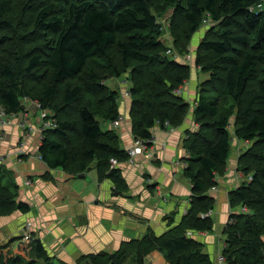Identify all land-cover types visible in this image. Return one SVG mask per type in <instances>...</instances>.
Masks as SVG:
<instances>
[{"label":"trees","instance_id":"trees-1","mask_svg":"<svg viewBox=\"0 0 264 264\" xmlns=\"http://www.w3.org/2000/svg\"><path fill=\"white\" fill-rule=\"evenodd\" d=\"M170 6L179 56L190 53L203 21L211 22L193 54L209 78L193 109L197 128L184 139L190 206L163 234L149 228L116 252L82 256L78 264H125L126 259L145 264L155 250L170 264H214L193 233L215 226L206 215L215 208L211 191L227 171L235 139L250 142L251 149L238 159L244 180L229 193L235 209L224 228L222 256L226 264H264V0H0V108L18 114L24 98L38 101L56 119L55 127L43 130L38 151L46 165L75 176L95 164L99 181L109 179L124 193L127 181L111 159L129 161V151L99 119L112 122L121 115L120 93L105 81L128 74L132 131L136 141L149 146L157 125L177 128L192 110L178 94L192 64L167 54L156 15ZM1 136L0 129V143ZM19 187L13 171L0 164V217L31 209L19 200ZM32 241L38 256L49 261L42 242ZM4 260L1 255L0 264H37L20 257Z\"/></svg>","mask_w":264,"mask_h":264},{"label":"crops","instance_id":"crops-1","mask_svg":"<svg viewBox=\"0 0 264 264\" xmlns=\"http://www.w3.org/2000/svg\"><path fill=\"white\" fill-rule=\"evenodd\" d=\"M192 62L191 76L178 90L192 106L184 123L172 129L159 125L154 128L153 159L140 154L132 162L122 161L117 165L127 181V193H117L109 179L99 181L95 165L86 173L74 176L62 169H50L44 161L35 159L32 155L38 153L42 141L39 111L31 103L27 119L34 129L26 143V155L30 154L28 162L23 164L24 161L18 162V156L10 155L16 143L5 142L0 149V155H9L3 164L13 171L20 186L19 200L31 207L28 212L16 210L0 217V246L7 245L0 249V256L5 260L20 257L25 262L37 264H78L82 256L116 252L124 241L142 238L149 228L160 235L181 221L190 206L192 192V183L183 174L182 161L188 156L184 139L188 130L197 128L193 109L201 83L209 78L208 73L201 71L194 60ZM121 77L125 78L123 75L116 80ZM123 86L112 88L120 93V113L124 120L118 126L108 121L104 123L106 129L102 128L115 131L121 147L129 151L136 139L130 116L132 96L125 90L130 84ZM15 121L4 129L8 141H18L19 127L14 126L17 125ZM250 145L248 141L234 140L235 148L230 154L227 171L218 177L219 184L211 191L216 199L212 213L215 226L211 231L193 233L204 243L214 264H226L220 262L219 257L225 247L224 228L235 209L230 204L229 193L244 180L238 169V159ZM29 179L32 185H26ZM28 223H31L30 240L24 237ZM32 239L42 242L49 261L38 256ZM82 264L91 263L85 260ZM145 264L170 263L162 252L155 250L146 256Z\"/></svg>","mask_w":264,"mask_h":264},{"label":"rangeland","instance_id":"rangeland-1","mask_svg":"<svg viewBox=\"0 0 264 264\" xmlns=\"http://www.w3.org/2000/svg\"><path fill=\"white\" fill-rule=\"evenodd\" d=\"M264 7V6H263ZM173 10H174V8L173 7H168V8H166L163 12H161V13H157L156 12V15H157V17H158V22L162 25V34H161V37H162V35H164L165 33H166V37L167 38H169V39H165V42L166 43H169V42H171L172 44L174 43V40H173V36H172V34H171V29H170V18H171V16H172V14H173ZM208 20H210V19H207L206 21L204 20L203 21V24H202V27H201V29L200 30H198L194 35H193V37H192V39H191V50H190V53H191V55H193L194 53H196V49H197V47L199 46V44H200V42H201V40L203 39V37H204V35H205V31L207 30V28H209V26H210V24H211V22L209 21V23H208ZM203 31V32H202ZM3 32H5V31H3ZM201 33H203V37H200L201 36ZM189 53V54H190ZM184 56H182V57H180L181 59L183 58ZM186 57H187V55H186ZM125 76V75H124ZM116 78L117 77H112V78H110V80L108 79V80H106L105 82L110 86V87H112V86H116V87H118V88H124V86H123V84L121 83V82H123L122 80H121V78H123V77H121L120 79H118V81L116 80ZM124 79V78H123ZM38 80H39V82L40 83H43L42 81H45L46 80V78H45V76L43 75V76H40V77H38ZM116 80V82H114V81ZM112 81L114 82V83H112ZM124 83V82H123ZM28 84H29V87L30 86H32L33 84H35V82L34 83H32V82H28ZM130 84V83H129ZM127 85H128V83H127ZM128 89V88H127ZM33 92L34 93H37V94H39L38 93V89H34L33 90ZM32 101H35V99L34 100H31V99H29V98H24V103H26L27 104V107H24V109L21 111V112H19L18 114H16V116L14 117V118H12L11 120V123L10 124H8V126L9 125H13L14 123H16V121L15 120H17V125H14L15 127H19L18 129H19V135H20V133H22L20 136L18 135V138H17V142L15 141H8V140H6L5 138H6V135L4 134V131H3V129H5L6 128V126L4 127V128H2L1 130H2V136H3V138L1 139V143H0V149L2 148V145L6 142V143H9L10 145L11 144H14V143H16L15 144V146H14V148L11 150V154L10 155H15V156H18L17 157V159H18V162H22V161H24L23 162V164L25 163V162H28L27 161V158H28V155L30 156V154H27L26 155V153H27V150H26V148H25V146H24V149H23V145H22V143H27L28 142V140L33 136V133H31L32 131H33V129L34 128H32V129H29V126H28V124H27V128L25 129V125H24V123L25 122H27V117H29V112H30V106H31V102ZM33 106H35V105H33ZM36 107V106H35ZM25 108H28V110L27 111H25ZM37 109H38V107H36ZM39 111V110H38ZM19 116H21L22 118H19ZM39 119H40V111H39ZM100 119V122H101V125H102V127L104 128V129H106L105 128V124L104 123H107L108 121H106V120H103L102 118H99ZM22 120H23V123H21L22 122ZM15 121V122H14ZM41 122V121H40ZM13 123V124H12ZM30 125V124H29ZM32 127V126H31ZM13 133V132H12ZM12 133H11V135L10 136H12V140H14V134L12 135ZM42 143V142H41ZM249 144V143H248ZM40 146H41V144H40ZM234 148H235V146H234V143H233V146H232V149H231V155H232V152H233V150H234ZM23 149V151H21ZM3 152V151H2ZM20 152H23V153H20ZM22 155V156H21ZM1 157H4V162L6 161V158H9V155H7V156H3V155H0ZM33 157H35V159H37V160H41V161H43L42 159H40V154H39V152L38 153H36V154H34V155H32ZM154 156H155V153H153V155L152 156H150V158L149 159H153L154 158ZM95 165V164H94ZM183 165V164H182ZM30 180V179H29ZM28 181V180H27ZM31 181V180H30ZM32 182V181H31ZM33 183V182H32ZM32 183H29V184H26V185H32ZM128 192V190L127 191H125V193H127ZM128 260L129 259H126L125 261H124V263L125 264H127V263H129L128 262Z\"/></svg>","mask_w":264,"mask_h":264},{"label":"built area","instance_id":"built-area-1","mask_svg":"<svg viewBox=\"0 0 264 264\" xmlns=\"http://www.w3.org/2000/svg\"><path fill=\"white\" fill-rule=\"evenodd\" d=\"M261 7H262V4H259L258 8H261ZM206 20L207 19H205V21ZM208 23H209V20H208ZM165 39H169V38H165ZM167 54L174 55L176 58H178V59H180V60H182V61H184L190 65L193 64V62H192L193 61V55H191V53H190L187 55V57L184 56L181 59L180 57H182V56H179L174 51V47H173V44L171 42L168 43ZM124 75H125V78L122 81L126 84L130 83V86H131V81L128 78V74H124ZM123 82H121V83L124 84ZM125 90H126V94L131 95L130 87L128 89L126 88ZM31 103L33 105H35L36 107H38V110L40 111V121L41 122H40V126H39V131L41 132L40 140L42 141L43 130L46 128H49V127H55L56 126V119L52 118L50 112L47 109H42L41 104L38 101L35 100V101H32ZM24 107H27V104ZM27 110H28V108H25V111H27ZM15 116H16V114H9L6 112L5 109L0 108V129H2L5 126H7L8 124H10L12 121L11 119L14 118ZM123 120H124V117L122 115H120L116 120L112 121V123H113V125L118 126L120 123H122ZM21 123H23V120ZM27 124L29 126V129H32V127L28 123V119H27V122L24 123L25 129L27 128ZM3 131H4V129H3ZM2 138H3V136H1V139ZM40 144H41V142H40ZM153 144H154V139H153ZM153 144H152V146H149L144 141H136L135 145L129 150V154H130L129 161L130 162L134 161L135 156L140 155V154H143L147 158H150V156H152L154 153ZM22 145H23V149H24V146L26 145V143H22ZM25 148H26V146H25ZM23 149L21 151H23ZM20 153H23V152H20ZM40 159H42L41 155H40ZM111 162H112V166H117L119 163L118 160L115 158H112ZM3 163H4V157L0 156V164H3ZM182 164L184 167L186 164L184 160L182 161ZM29 183H32V182L30 180L26 181V184H29ZM216 188L217 187H213V189H216ZM212 213H213V211H209L206 215L209 216V215H212ZM30 226H31V223H28L27 227H26V234L24 236L26 240H30L32 237V232H31ZM219 261L222 263H225V258L223 256H220Z\"/></svg>","mask_w":264,"mask_h":264},{"label":"bare ground","instance_id":"bare-ground-1","mask_svg":"<svg viewBox=\"0 0 264 264\" xmlns=\"http://www.w3.org/2000/svg\"><path fill=\"white\" fill-rule=\"evenodd\" d=\"M173 6V5H172ZM256 8V7H255ZM253 10V9H252ZM180 50V49H179ZM178 53V52H177ZM175 64V63H174ZM187 66V65H186ZM125 74V73H124ZM130 76H131V74H130ZM118 77V76H117ZM131 78V77H130ZM111 92V91H110ZM124 97V96H123ZM204 98V97H203ZM101 117H102V115H100ZM95 117H96V115H95ZM98 119V118H97ZM107 119H109V118H107ZM104 120V119H103ZM99 122V121H98ZM33 123V122H32ZM234 125V124H233ZM109 129V128H108ZM121 132V131H120ZM250 138V137H249ZM169 147V146H168ZM251 149V148H250ZM249 149V150H250ZM248 150V149H247ZM248 150V151H249ZM229 155V154H228ZM22 156V155H21ZM7 164V163H6ZM235 168V167H234ZM127 188V187H126ZM2 217V216H1ZM33 240V239H32ZM40 241V240H39ZM105 254V253H104ZM120 258V257H119ZM53 260V259H52Z\"/></svg>","mask_w":264,"mask_h":264},{"label":"water","instance_id":"water-1","mask_svg":"<svg viewBox=\"0 0 264 264\" xmlns=\"http://www.w3.org/2000/svg\"><path fill=\"white\" fill-rule=\"evenodd\" d=\"M82 176V175H81ZM117 193H120L119 191H116Z\"/></svg>","mask_w":264,"mask_h":264}]
</instances>
